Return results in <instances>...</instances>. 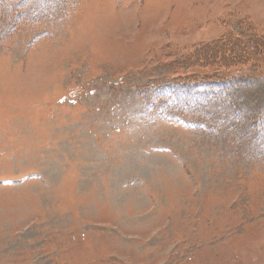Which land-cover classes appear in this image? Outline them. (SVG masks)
Masks as SVG:
<instances>
[{"label": "rangeland", "instance_id": "obj_1", "mask_svg": "<svg viewBox=\"0 0 264 264\" xmlns=\"http://www.w3.org/2000/svg\"><path fill=\"white\" fill-rule=\"evenodd\" d=\"M71 1L15 35L0 18V264H264V146L144 103L249 67L201 104L254 118L264 0Z\"/></svg>", "mask_w": 264, "mask_h": 264}, {"label": "trees", "instance_id": "obj_2", "mask_svg": "<svg viewBox=\"0 0 264 264\" xmlns=\"http://www.w3.org/2000/svg\"><path fill=\"white\" fill-rule=\"evenodd\" d=\"M1 1L6 3L5 0ZM21 1L23 2V0H18L6 4V6L0 10V18H4V22L11 21L6 28L7 34L15 35L25 30L23 24L17 25L21 17L27 16V20L30 22H34L36 19H38L37 21L45 19L42 22H50L49 25H54L57 21L60 22L63 19L64 13L61 12V9L64 8L69 10L68 4L74 7V1L71 0H59V3H56L55 0H45L44 3L38 4L26 0L27 5L24 6L23 11H20V6L18 5L21 4ZM21 13H23V16L20 15ZM1 25L4 26V24L0 23V30L2 29ZM258 56L259 53L254 52V59H258ZM242 71L248 74V76H243L242 78L235 75L228 78L221 77L209 83L202 82L199 85L190 87L179 84L157 86V89L148 91L150 97L144 102L145 106L148 110L156 111L160 109L165 114H174L180 119L193 124L196 128L200 126L211 132H215L221 127L226 128L229 126L228 130L236 134L233 139L234 141L239 144H244L242 141L244 140L245 144L250 146V148H252L253 145L257 146L256 148L258 149V146H264V98L259 104L262 108L254 111V113L259 111L261 114L257 113L254 118L247 117V114L251 115L253 111L246 112L243 116H240V113L235 110L232 113H227L223 104L215 106L214 109L201 104L206 101H208L207 103H211L212 101L210 98L214 99L213 102L217 101V99L221 101L230 100L231 97L233 98L235 95H238V90L240 89L238 85L243 79L244 81L242 82L249 81V84L261 82L259 80V75L254 76L253 71H251L249 67H244ZM262 81H264V77ZM179 99L184 100L186 104L183 105L180 102L175 103ZM245 101L249 103L247 98ZM240 106L241 105H237L234 107L238 109ZM250 107L251 105H249V108ZM213 110L214 113L217 114L218 119L212 116ZM175 113H178V115ZM182 114H188V119ZM220 121L224 124H220ZM258 152L264 157L263 149L258 150Z\"/></svg>", "mask_w": 264, "mask_h": 264}]
</instances>
